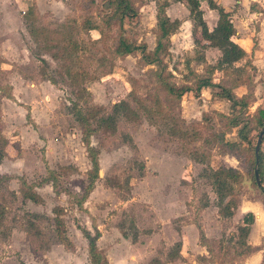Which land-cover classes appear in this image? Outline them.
<instances>
[{
  "label": "rangeland",
  "instance_id": "1",
  "mask_svg": "<svg viewBox=\"0 0 264 264\" xmlns=\"http://www.w3.org/2000/svg\"><path fill=\"white\" fill-rule=\"evenodd\" d=\"M155 1L161 0H133L137 19L132 28L123 26L128 40L145 44L147 50L155 39ZM27 9L32 11V24L47 29L49 38L66 33L77 43L74 69L86 75L82 85L87 92L81 98L58 74L63 63L58 50L46 52L27 34L23 20ZM165 11L180 25L162 59L164 73H171L169 81L175 85L192 84L189 72L207 76L206 67L216 63L219 52L194 44L192 22L183 6L170 2ZM99 15V0H0V86L16 101L0 94V135L18 145V151L7 147L0 159V176L5 178L0 182L4 209L0 264H89L86 241L77 227L90 235L104 232L102 242L96 240L95 245L106 262L129 256L140 264L152 259L162 264H243V250L235 243L236 222L242 218L217 215L205 178L207 169L221 166L239 171L247 180L246 153L238 147L228 149L214 137L222 133L224 141H238L236 129L228 131L219 116L228 113V104L217 97L210 100L211 90L202 91L197 99L191 94L179 101L167 97L155 83L156 66L145 65L138 53L112 54L119 32L115 27L104 28L102 37L96 31H82L85 18L98 23ZM209 20L205 17L210 26ZM38 59L45 61V74L55 80L54 86L41 78ZM250 76L251 110L259 100L264 102V74ZM210 77L226 81L220 71ZM119 101L126 102L137 118L113 114ZM73 105L82 111L99 109L90 120L93 129L98 117L113 116L115 124L114 133L96 130L89 138L98 152V173L80 206L76 201L88 182L90 165ZM260 130L250 133L251 145ZM193 152L204 154V163L190 160ZM22 182L32 187L37 202L22 199ZM240 186V203L252 202L256 214L262 209L259 194L251 184L249 189ZM54 207L61 209L59 236ZM250 237L246 243L253 241ZM177 242L179 257L169 261L168 252ZM120 243L132 247L121 251L116 248ZM189 244L199 246L190 250Z\"/></svg>",
  "mask_w": 264,
  "mask_h": 264
},
{
  "label": "trees",
  "instance_id": "2",
  "mask_svg": "<svg viewBox=\"0 0 264 264\" xmlns=\"http://www.w3.org/2000/svg\"><path fill=\"white\" fill-rule=\"evenodd\" d=\"M173 2H178L184 5L187 9L189 17L192 22L191 36L193 37V42L196 45L201 46L202 49L213 48L219 52V57L214 65H208L206 67L207 76L196 75L189 72V77L192 79L193 83H184L182 85H175L170 82L169 79L172 78L171 73L165 72V65L162 61L164 57L169 54L170 48V36L179 27L178 20H170L165 14V8L168 6L167 0L155 1V23H154V45L151 50H147L145 44H135L129 41L125 36L126 29L123 28L124 23H127L128 27H133L134 22L138 16V10L135 8L133 0H99L100 15L98 23L92 21L89 18H85L81 22L82 31L87 34L89 31H96L101 37L104 36V28L109 29L110 27H115L119 32L116 39V44L112 48V54L115 57L127 56L132 53H138L140 55L141 61L147 66H156L157 69L153 71V76L156 85L163 90L167 97L172 100H180L184 95L191 94L195 99L199 97L201 89L209 88L212 89L211 97H217L218 99H223L228 104V113L225 115H219L225 119V127L228 131L236 129L234 134L237 142L229 143L224 141V135L217 134L214 136L218 142H220L224 147L228 149L233 147L241 148L243 152L246 153L243 156L245 163V175L247 180H250V184L259 196L258 201L264 206V151L262 147L264 146V131L261 136L257 164L254 161V144L251 145L249 135L252 131L259 128L261 129L264 124V102L260 106L256 107L254 111L249 112L250 103V89L252 87L251 76L244 71L243 68L234 67L233 63L239 61L244 57V52L240 47L231 41L233 36V28L229 21L228 15L223 11L222 8L217 7L211 0H206L207 6L211 10H215L217 13V19L215 26L209 31L201 18V12L199 10V4L197 0H172ZM23 20L25 22V28L27 34L35 43H42V48L48 52L51 48L58 50L60 54V59L63 63L60 65L58 74L67 78L69 82L72 83L74 88L73 94L77 98H81L83 94H86V89L82 85V81L86 76L83 71H79L77 68L74 69L75 64L73 60L76 57V52L78 50L77 43L68 38L66 33L58 35L59 38L53 40L49 38L46 34L47 29L35 27L32 23L34 21L33 14L30 9L24 13ZM46 44V45H45ZM51 44V45H49ZM202 59V57H200ZM41 64V78L47 81L50 85H55V80L50 76L45 74L46 64L43 59H38ZM0 58V64L2 63ZM214 71H220L222 75L226 78V81H213L210 77ZM238 86L245 87V93L241 96H236L232 90ZM9 88V87H7ZM214 90V92H213ZM0 94L7 100L16 103L13 96L6 94L3 91V86H0ZM128 96H132V91L128 93ZM22 107V105H19ZM142 106V105H139ZM75 112L74 118L79 124L82 132L83 145L86 148V155L89 161L90 169L87 172V184L83 189L80 200L76 201L77 206L81 205V202L88 196L92 189L94 181L97 179L98 164L96 149L91 147L89 143V138L92 133L96 130L101 132L114 133L115 124L113 116L98 117L95 119V129L91 128L90 120L98 116L97 108H87L85 111L76 108L73 105ZM26 114L25 118L29 119L28 108L25 107ZM113 114L121 113L125 120H134L137 118L135 112L129 108V105L124 101H119L112 107ZM257 134L255 138H257ZM7 147H17L14 143L8 141L0 135V159L5 156V149ZM15 151H18V150ZM239 151V149H238ZM17 155V152H15ZM205 155L202 153H191L190 160L194 163L202 164L205 161ZM205 178L208 180L209 186L212 193L216 199V209L217 215L221 218H230L239 204V191L241 189V182L243 179L242 173L231 168V167H218L216 169H207ZM254 171L257 173L259 186L256 185L254 180ZM5 180L4 177L0 176V182ZM47 180V179H46ZM21 187L25 191H21L22 199L28 200L32 203L37 202V195L32 191L31 186L21 183ZM4 209L0 206V222L3 219ZM53 223L57 235H60L59 226L60 220L59 216L61 214V209L59 207H54L52 209ZM253 223V215L251 213H246L240 224L236 227V245L241 247L243 250V256H246L251 252V249L246 244L245 240L249 233V228ZM82 238L86 241L87 258L89 264H107L104 257L99 254L96 248L95 242L99 237V232L95 231L94 235H90L88 230L80 229ZM63 241V240H62ZM62 241L60 243H62ZM180 243H175L170 251L168 252L167 259L172 261L177 258L180 251ZM148 264H162L157 259H152ZM262 264H264V255L262 258Z\"/></svg>",
  "mask_w": 264,
  "mask_h": 264
},
{
  "label": "crops",
  "instance_id": "3",
  "mask_svg": "<svg viewBox=\"0 0 264 264\" xmlns=\"http://www.w3.org/2000/svg\"><path fill=\"white\" fill-rule=\"evenodd\" d=\"M197 1L199 4V10L201 12V18L205 23L207 29L210 31L215 26L217 13L215 10H211L208 8L206 0H197ZM211 1L217 7L222 8L223 11L227 13L231 26L233 28V36L231 37V41L234 44H236L238 47H240L244 52V57L239 61L233 63V66L243 68L244 71L249 75H253L254 73L264 74V0H211ZM167 2L168 5L171 2L174 4H179L184 7V5H182L181 3L173 2L172 0H167ZM205 17H208L210 19L209 20L210 26L208 25V22L205 21ZM170 20H174V19H170ZM175 20L178 19L175 18ZM154 23H155V19H154ZM179 25H180V21H179ZM190 35H191V31H190ZM252 79L253 78L251 77V82L253 87L254 81ZM263 88H264V82H263ZM204 90H211L212 93V89L209 88L201 89L200 93ZM232 92L239 97L245 93V87L238 86L234 88ZM211 93L209 94V99L214 101L216 98L214 97L212 98ZM260 101L261 100L255 103L253 109L260 106L261 104ZM249 107H250V103H249ZM253 109L250 110V108H248L249 112L254 111ZM260 204L262 209L260 210L257 209V213L255 214L254 211L252 210V207L254 206L252 202L246 201L240 203L239 201L237 208L235 209L234 213L231 216L232 218L236 215L235 218H237L238 220L242 218V216H244L246 213H251L253 215V223L249 228V233L246 238L248 239V237L250 236H251L250 238H253V241L246 243L251 249V252L248 253L246 256H243V258H241L243 259V264H262V258L264 255V206L262 205V203ZM240 222L241 220L239 222L237 221L236 225L240 224ZM99 234L100 235L97 241L101 243L102 242L101 240L104 237V232L99 231ZM198 246L199 245L189 244L190 250H194ZM131 247L132 246H126V245L124 246V243H120V245H118V247L116 248H120L121 251L122 250L124 251L126 248L129 249ZM178 257L179 256L177 255V259ZM52 264H57V263L52 262ZM107 264H140V263L136 257L125 256L122 258H118L115 261L108 260Z\"/></svg>",
  "mask_w": 264,
  "mask_h": 264
},
{
  "label": "water",
  "instance_id": "4",
  "mask_svg": "<svg viewBox=\"0 0 264 264\" xmlns=\"http://www.w3.org/2000/svg\"><path fill=\"white\" fill-rule=\"evenodd\" d=\"M264 131V124L260 130V132L257 135L255 144H254V149H253V154H254V161H255V165L257 164V155H258V148H259V144H260V140H261V136L262 133ZM254 180L257 186H259V182H258V177H257V173L256 171H254ZM241 185H246L247 188L249 189V185H250V180H246L245 177H243Z\"/></svg>",
  "mask_w": 264,
  "mask_h": 264
}]
</instances>
